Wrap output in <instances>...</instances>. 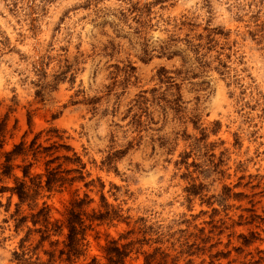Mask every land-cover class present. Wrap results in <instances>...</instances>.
Segmentation results:
<instances>
[{
  "label": "clouds",
  "instance_id": "1",
  "mask_svg": "<svg viewBox=\"0 0 264 264\" xmlns=\"http://www.w3.org/2000/svg\"><path fill=\"white\" fill-rule=\"evenodd\" d=\"M0 189V264H264V0H0Z\"/></svg>",
  "mask_w": 264,
  "mask_h": 264
},
{
  "label": "rangeland",
  "instance_id": "2",
  "mask_svg": "<svg viewBox=\"0 0 264 264\" xmlns=\"http://www.w3.org/2000/svg\"><path fill=\"white\" fill-rule=\"evenodd\" d=\"M37 123L39 124V123H41V122H40L39 120H37ZM39 170H40V169H33V171H37V172H38ZM49 203H50V204H55V200L50 201ZM56 207L58 208L59 205H57Z\"/></svg>",
  "mask_w": 264,
  "mask_h": 264
},
{
  "label": "trees",
  "instance_id": "3",
  "mask_svg": "<svg viewBox=\"0 0 264 264\" xmlns=\"http://www.w3.org/2000/svg\"><path fill=\"white\" fill-rule=\"evenodd\" d=\"M16 151L17 152H20L21 151V148L20 147H18L17 149H16ZM25 175H28V170H25ZM3 189H0V191H2Z\"/></svg>",
  "mask_w": 264,
  "mask_h": 264
}]
</instances>
